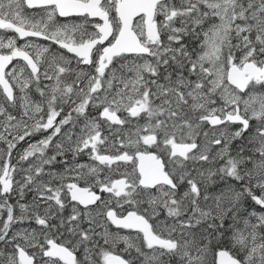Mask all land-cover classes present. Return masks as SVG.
Here are the masks:
<instances>
[{"label":"snow or ice","instance_id":"1","mask_svg":"<svg viewBox=\"0 0 264 264\" xmlns=\"http://www.w3.org/2000/svg\"><path fill=\"white\" fill-rule=\"evenodd\" d=\"M0 145V264H264V0H0Z\"/></svg>","mask_w":264,"mask_h":264},{"label":"flooded vegetation","instance_id":"2","mask_svg":"<svg viewBox=\"0 0 264 264\" xmlns=\"http://www.w3.org/2000/svg\"><path fill=\"white\" fill-rule=\"evenodd\" d=\"M38 42H40V43H46V42H43V41H38ZM19 43L20 44H23V41H19ZM24 146H26V145H24ZM2 147H3V145H0V148H2ZM82 160H87V157H82ZM13 162H15V161H13ZM28 199H29V201H31V196H29ZM33 227H35V225H33Z\"/></svg>","mask_w":264,"mask_h":264}]
</instances>
